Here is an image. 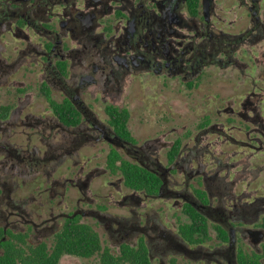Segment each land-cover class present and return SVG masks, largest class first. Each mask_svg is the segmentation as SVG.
I'll use <instances>...</instances> for the list:
<instances>
[{"label": "flooded vegetation", "instance_id": "flooded-vegetation-1", "mask_svg": "<svg viewBox=\"0 0 264 264\" xmlns=\"http://www.w3.org/2000/svg\"><path fill=\"white\" fill-rule=\"evenodd\" d=\"M260 2L250 0L249 5L241 0L240 5L253 15L252 24L233 35L225 31L228 0H0V227L4 233H24L27 241L30 228L37 237L51 239L45 243L49 248L67 219L85 223L80 218L89 216L104 222L118 246L116 253L109 249L113 254H119L123 245L143 244L149 264L172 254L195 255L202 247V256L217 264H241L247 256L264 264V193L250 197L236 190L245 174L242 161L208 159L207 152L216 153L211 145L187 147L177 136L160 143L159 148L167 147L161 163L154 146L133 136L129 117L126 127L131 138L117 129L115 115L106 110L125 108L117 101L130 76H177L190 86L193 78L213 66L235 65L236 46L257 42L264 31ZM254 63L259 64L258 56ZM254 88L242 105H259ZM48 90L57 110L48 102ZM176 143L177 151L170 157ZM99 145L106 146L105 169L111 176L119 173L130 190L124 198L133 204L130 214L138 217L136 224L118 220L104 205L68 211L49 206L48 216L43 217L30 207L33 197H15L18 181L33 180L40 172L76 158L81 149ZM112 150L153 174L156 192L131 188L119 170L112 172L107 167ZM84 165L76 166L79 172ZM159 195L182 201L177 219L184 221H179L176 233L181 244L168 236L158 219L146 216L141 221L142 199ZM192 210L201 216L205 232L193 230L192 237H186L180 227L194 223ZM206 241L210 243L202 246ZM169 264L175 260L171 258Z\"/></svg>", "mask_w": 264, "mask_h": 264}, {"label": "rangeland", "instance_id": "rangeland-1", "mask_svg": "<svg viewBox=\"0 0 264 264\" xmlns=\"http://www.w3.org/2000/svg\"><path fill=\"white\" fill-rule=\"evenodd\" d=\"M246 1L250 5V0ZM240 2L241 0H228L225 31L233 35L245 31L252 24L253 15ZM259 13L264 15V0L260 2ZM258 38L255 43L245 41L236 46L233 52L235 65L229 64L224 68L213 66L193 78L194 82L190 86L182 77L177 76L154 73L130 76L121 100L117 101L128 109L129 128L133 136L139 143L154 146L161 163L166 159L167 149L159 148L163 141L170 143L179 136L187 147L211 145L210 150L216 153L209 151L205 154L206 158L215 156L222 162L244 163L245 174L236 185V190L243 191L250 197L264 193V31ZM257 56L259 64L254 63ZM253 87L260 97L259 105H242V99ZM52 95L55 96V93ZM206 119L205 124L201 125ZM221 128L224 130L218 133ZM105 159V145L83 148L76 158L55 166L48 173L40 172L33 180L25 183L18 181L15 197H33L30 207L43 217L48 216L49 206H58L59 209L68 211L75 206L85 209L104 205L108 211L118 216V220L136 224L138 217L130 214L133 204L129 203L128 198H124L130 190L124 186L119 173L111 176L105 169ZM78 164L84 165L83 172L77 169ZM182 164L186 167L185 163ZM175 176L180 174L177 172ZM57 180L59 185H55ZM170 187L181 188L176 185ZM142 200L141 221L146 216L158 219L168 236L183 243L176 234L179 221H184V218L177 219L183 207L182 201L164 195ZM80 220L90 224L99 233L102 246H107L114 253L118 251V246L110 239L103 221L98 222L89 216H83ZM28 229L29 244L51 243L50 238L37 237ZM209 243L210 241L203 242L202 246ZM201 250L203 247L198 248L195 255L172 254L164 261L151 259V263L169 264L173 258L175 264H217L215 261H207ZM153 254L155 252L151 250V256ZM95 262L96 257L64 254L58 264Z\"/></svg>", "mask_w": 264, "mask_h": 264}, {"label": "trees", "instance_id": "trees-1", "mask_svg": "<svg viewBox=\"0 0 264 264\" xmlns=\"http://www.w3.org/2000/svg\"><path fill=\"white\" fill-rule=\"evenodd\" d=\"M48 102L57 110L58 107L51 99L48 90ZM107 112L115 115L114 123L118 130L131 138L126 127L129 114L127 109L108 106ZM207 119L201 123L205 124ZM176 143L169 151L173 157L177 151ZM119 160L120 164H116ZM107 167L112 171L119 170L123 176L124 183L135 189H145L148 192H156L157 179L155 176L135 163L122 159L121 156L112 150L107 156ZM194 212V210H192ZM195 220L193 224H183L181 232L186 237H192L193 230L205 232V223L201 216L194 212ZM264 226V219H263ZM195 228V229H194ZM191 229V230H190ZM24 233H4L0 227V264H57L59 258L64 254L80 257L96 256L95 264H149L146 249L143 244L138 248L123 245L119 254H113L108 247H102L99 236L88 224L80 223L76 218H69L65 221L61 230L54 236L53 242L48 248L45 243L37 245L28 244ZM264 249V244H263ZM242 259V257H241ZM241 264H259L257 258L251 256L240 260Z\"/></svg>", "mask_w": 264, "mask_h": 264}, {"label": "water", "instance_id": "water-1", "mask_svg": "<svg viewBox=\"0 0 264 264\" xmlns=\"http://www.w3.org/2000/svg\"><path fill=\"white\" fill-rule=\"evenodd\" d=\"M203 5H204V8H205L206 4L204 3Z\"/></svg>", "mask_w": 264, "mask_h": 264}]
</instances>
